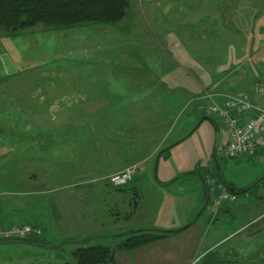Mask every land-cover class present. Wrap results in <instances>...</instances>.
<instances>
[{"label": "rangeland", "instance_id": "rangeland-1", "mask_svg": "<svg viewBox=\"0 0 264 264\" xmlns=\"http://www.w3.org/2000/svg\"><path fill=\"white\" fill-rule=\"evenodd\" d=\"M128 12L114 26L46 30L38 25L15 35L0 31V199L7 204L5 227L35 223L40 231V237L1 242L0 264H76L72 252L77 248L107 246V236L131 231L124 215L129 199L132 204V184L116 189L104 177L139 157L147 159L143 168L151 170L156 159L148 162L152 153L165 151L201 122L196 139L177 152L196 153L193 170L206 181L228 175L243 185L245 193L251 192L248 202L262 194L257 199L262 204L253 207L256 214L264 211V159L253 164L215 158L217 123L207 114L211 99L198 100L199 89L218 82L215 70L228 65V52L235 63L246 49H254L245 45L251 34L257 38L264 33V22L258 25L264 20V0H130ZM139 41L146 42L138 44L142 52L136 47ZM161 41L168 43L160 46ZM208 41L224 45L214 48L220 52L214 62L207 54L212 48L208 50ZM151 43L154 51L147 48ZM180 47L187 58L177 63L185 72L167 62L164 67L174 78L154 88L161 81L154 77L164 72L158 62L182 52ZM256 55L258 60L251 63L263 79L264 47ZM142 70L156 73L144 79ZM197 81L199 89L194 87ZM159 120L167 126H158ZM245 193L235 195V203ZM224 246L231 249L230 256L219 258L215 246L198 264H264V236L233 237Z\"/></svg>", "mask_w": 264, "mask_h": 264}, {"label": "crops", "instance_id": "crops-1", "mask_svg": "<svg viewBox=\"0 0 264 264\" xmlns=\"http://www.w3.org/2000/svg\"><path fill=\"white\" fill-rule=\"evenodd\" d=\"M253 19L252 16V20ZM258 22V25L261 26L262 24L260 23H263L264 20L260 19ZM256 37L257 38H253L251 34L246 43L247 45H245L247 47L253 46L254 49H252V51L246 49L245 54H241L235 63L232 62L233 58L230 57V52H228V58L226 59L228 65L223 68L217 66L215 70L217 72L215 74L218 76L220 74V76L213 88L199 89L197 88L198 81L196 82L194 87L195 89H199V97L200 95L203 96L200 98L198 97V100L207 98L211 99L210 103L222 102L227 98L245 94L255 105L264 103V99H260L254 93V86L259 81H264V78L261 79L259 77L251 63L252 58L254 61L258 60L256 55L257 48L264 47V33L260 31ZM161 42L162 43L158 45L163 46L168 43L167 41ZM139 43L146 42L139 41L136 46L138 48ZM177 43L178 42H174V45L177 47L180 46ZM183 43L185 44L187 42H179V44ZM187 44H189V46L193 45V47H198L197 45H199L197 42H188ZM206 45L208 50L212 47L211 50L207 52V54H210L208 56L212 57L211 61H213L215 57L217 58L218 53H220L218 52L219 50L215 52L214 48L217 46H224L223 44L209 43V41ZM233 46H235V44ZM241 46H243V44H238V47ZM147 48L150 51H154L153 48L155 49V46L151 43L147 45ZM181 48L182 47H180V49ZM181 50L182 52L176 56L168 57L164 55V60L158 62L159 66H161L162 69L164 68V72L160 73V71V75L154 77L158 80L161 79L160 82L156 81L154 88H158L160 85H166V80L168 78H174V74L167 71L164 65L167 62L181 64V57H186L182 56L184 50ZM140 51L142 52V49H140ZM193 53L196 54V52ZM161 55L163 56L162 53ZM231 64H234L233 68ZM177 67H179V64L176 68ZM179 68L183 74V72H185L183 66ZM142 71L145 73L144 79H152L153 76H155L153 73H156L151 71L152 75H149L146 70ZM146 74L149 75L148 77L150 78H147ZM224 75L226 76L224 77ZM188 76L189 75L185 77ZM196 78L198 79V73ZM257 80L259 81L257 82ZM33 98H35L34 93L32 94V99ZM143 101L144 98L139 102L143 103ZM139 102L137 109L142 107V104ZM157 123L160 127L163 126L165 128L167 126L165 120H159ZM202 125H204L203 122L196 125L195 129L173 143L174 146L171 147L168 152L161 155H159L160 152L157 153V151L152 153L150 158H148V162L155 157L156 159L155 162H153L154 167L151 168V170L146 167L143 168L147 159L139 157L137 159H131L130 161L127 160L128 162H126L125 166L113 169L112 172L104 177V180L108 183L109 177L120 174L128 169L131 170L132 174L128 183L132 184V204L128 198V210L124 215V221L129 224L128 226L132 229L131 231L150 228L169 231L186 228L180 233L171 235L164 240H159L128 252L116 251L114 253L115 264H198L212 254L216 248L221 251L219 258L230 256L231 249L224 246L226 241L230 238L237 237L239 240H256L264 236V211H259L258 214L254 211L257 205L262 204V198L260 201L257 200L262 196L260 193L259 196L254 198L255 202L246 201V198L250 196L251 192L245 193L240 202L238 201L237 203L234 202L233 204L225 205L219 209L214 216L211 215L210 201L221 189L226 188L225 184L235 190H244L246 188L243 185H239L231 178H228V175L225 176V178L221 177V180L218 178L212 179L211 184V182L206 181L201 174L193 170L195 161L193 162L192 160L196 158V153H183L181 150L177 152V149H181L183 145H186L192 139H196V133L200 131V127H203ZM213 125L215 130V147L216 144L225 139V134L218 123ZM263 159L264 150H261L253 158L241 160H248L252 161L253 164H257ZM197 178L199 180H197ZM181 180H187L188 182H180ZM95 187L99 190L108 192L106 188H104L106 186L96 185ZM261 187H263V184ZM81 197L84 196H80V198ZM95 206L96 205H94L92 213L94 216L96 212ZM6 208L7 204L5 200L0 199V229L14 227L13 224L5 227L8 219L4 218L3 213L5 212H3V209L6 210ZM259 210H261V208ZM190 222L191 225L186 227ZM33 224L35 227H38L35 223ZM41 224L42 223L39 225ZM114 239L115 238L112 237L106 239L105 242H110L107 247L114 246ZM215 246L217 247L214 249ZM211 262H214V259H211Z\"/></svg>", "mask_w": 264, "mask_h": 264}, {"label": "trees", "instance_id": "trees-1", "mask_svg": "<svg viewBox=\"0 0 264 264\" xmlns=\"http://www.w3.org/2000/svg\"><path fill=\"white\" fill-rule=\"evenodd\" d=\"M129 4L130 0H0V31L15 35L38 25L44 26L46 30H70L88 24L114 26L127 16ZM173 146L159 155L168 152ZM225 187L230 188L226 184ZM233 190L235 195L247 191ZM189 225L191 222L186 227ZM184 229L167 231L150 228L105 236L118 241L114 242L113 247L97 245L77 248L72 252V257L76 264H115L116 251L128 252L164 240Z\"/></svg>", "mask_w": 264, "mask_h": 264}, {"label": "built area", "instance_id": "built-area-1", "mask_svg": "<svg viewBox=\"0 0 264 264\" xmlns=\"http://www.w3.org/2000/svg\"><path fill=\"white\" fill-rule=\"evenodd\" d=\"M254 93L264 99V81L254 86ZM207 114L222 128L225 139L214 147L218 159H251L264 150V103L255 105L245 94L230 97L222 102L210 103ZM131 170L109 177L108 184L113 188L125 186L131 178ZM212 184V182H211ZM236 196L226 189L211 199L210 213L214 216L225 205L233 204ZM40 231L33 226L0 229V241L23 239L27 236H39Z\"/></svg>", "mask_w": 264, "mask_h": 264}, {"label": "water", "instance_id": "water-1", "mask_svg": "<svg viewBox=\"0 0 264 264\" xmlns=\"http://www.w3.org/2000/svg\"><path fill=\"white\" fill-rule=\"evenodd\" d=\"M228 191H229V193H231V194H234V193H235V191L233 190V188H228Z\"/></svg>", "mask_w": 264, "mask_h": 264}]
</instances>
